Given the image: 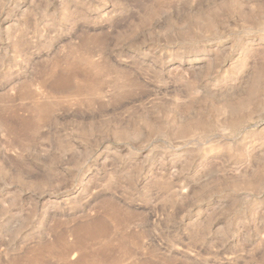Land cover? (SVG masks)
Listing matches in <instances>:
<instances>
[{
    "label": "rangeland",
    "instance_id": "374dc122",
    "mask_svg": "<svg viewBox=\"0 0 264 264\" xmlns=\"http://www.w3.org/2000/svg\"><path fill=\"white\" fill-rule=\"evenodd\" d=\"M107 242L264 264V0H0V264Z\"/></svg>",
    "mask_w": 264,
    "mask_h": 264
},
{
    "label": "bare ground",
    "instance_id": "6f19581e",
    "mask_svg": "<svg viewBox=\"0 0 264 264\" xmlns=\"http://www.w3.org/2000/svg\"><path fill=\"white\" fill-rule=\"evenodd\" d=\"M78 230V229H77ZM109 242H107L106 248L109 253H102L93 254L92 256L88 257L86 255H81V262L80 264H121L123 263V258H115L112 256L111 252L108 248ZM137 264H152V263H137Z\"/></svg>",
    "mask_w": 264,
    "mask_h": 264
}]
</instances>
